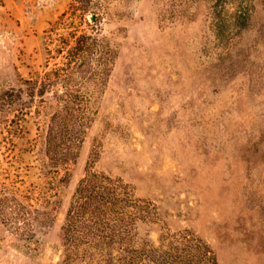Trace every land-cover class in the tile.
I'll use <instances>...</instances> for the list:
<instances>
[{
  "label": "rangeland",
  "instance_id": "1",
  "mask_svg": "<svg viewBox=\"0 0 264 264\" xmlns=\"http://www.w3.org/2000/svg\"><path fill=\"white\" fill-rule=\"evenodd\" d=\"M54 120L85 127L60 169ZM7 138L0 189L21 179L35 222L49 218L31 248L0 222V264H57L88 167L153 204L140 237L186 233L217 264H264V0H0Z\"/></svg>",
  "mask_w": 264,
  "mask_h": 264
},
{
  "label": "trees",
  "instance_id": "2",
  "mask_svg": "<svg viewBox=\"0 0 264 264\" xmlns=\"http://www.w3.org/2000/svg\"><path fill=\"white\" fill-rule=\"evenodd\" d=\"M84 128L66 121L50 123L45 147L53 167L60 169L70 160L69 154L78 141L76 136L84 133ZM9 131L12 132L11 127ZM11 140L0 139L6 146ZM5 184V189H0V222L13 225L16 234L24 232L25 237L19 239L31 248L34 243L28 234H33L35 223H44L49 216L43 211L44 218L35 222L41 209H32L33 198L28 189L22 188L21 179L18 182L12 178ZM155 214L153 204L136 198L120 179L88 167L65 213L57 264H217L214 253L189 234L160 233L157 244L140 237L138 223L151 221Z\"/></svg>",
  "mask_w": 264,
  "mask_h": 264
}]
</instances>
